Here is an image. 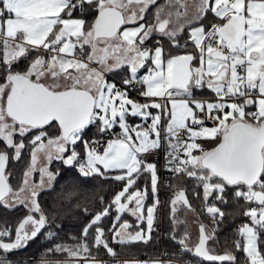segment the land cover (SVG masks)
Masks as SVG:
<instances>
[{"label": "snow or ice", "instance_id": "snow-or-ice-1", "mask_svg": "<svg viewBox=\"0 0 264 264\" xmlns=\"http://www.w3.org/2000/svg\"><path fill=\"white\" fill-rule=\"evenodd\" d=\"M157 151L167 171L195 185V205L186 188L168 185L177 254L264 264V0H0V206L24 210L14 224L0 223V264L40 236L56 237V208L42 203L63 179L54 161L70 176L63 198L85 213L91 178L122 187L75 244H54L38 264H178L120 261L112 246L153 238L160 177L146 156ZM25 152L14 188L9 161ZM143 176L149 183L137 187ZM230 202L247 218L232 241L240 260L208 246ZM189 214L198 224L194 244ZM101 249L111 262L97 258ZM56 254L65 258H48Z\"/></svg>", "mask_w": 264, "mask_h": 264}, {"label": "trees", "instance_id": "trees-1", "mask_svg": "<svg viewBox=\"0 0 264 264\" xmlns=\"http://www.w3.org/2000/svg\"><path fill=\"white\" fill-rule=\"evenodd\" d=\"M209 95L208 93H205ZM95 133L93 128L89 132V136H92ZM51 134V133H50ZM79 150V149H78ZM29 162V156L27 152L22 154V159L20 161H15L10 159L8 170L11 171L12 175L10 177V183L12 186L18 187L21 180L24 169L27 167ZM158 166V171L160 172V166ZM53 169H60L61 177L59 179V185L55 190L51 191L49 195L42 197V203L45 206H55L58 213L55 224L58 226L53 231L56 232V237L50 242L44 239L43 236L38 237L34 241L29 242V245L21 250H18L14 253L8 255V259L12 261V264H38V261L41 259L42 255L45 253L46 249L53 246L57 243L64 244H75L77 240H74L73 237L79 238L81 230L84 225L88 222L91 217V214L95 211L100 210L104 205L110 202L111 198L117 193L121 187L122 182L115 181L111 178L101 179L100 177H93L89 180L86 185L87 190L94 196V199L91 201H85L82 207H87L88 212H83L82 208L72 207V204H75V200L71 204L63 198V190H67L70 187L69 180L70 176L66 166H62L59 161H54L52 164ZM146 183H149L146 176L141 177L137 181V187L143 188ZM170 184H179L181 187L187 189V195L189 200L195 205L198 201L193 196V191L195 188L194 182L188 179L179 180L173 174L167 176V184L164 187H161V180L158 187V197L160 200V206L156 212V224L154 225L155 231L152 233V240L148 244L136 243L131 245H117L112 244L116 249L118 255L117 260L124 258H159L164 256L169 259H182V260H191L197 261L200 264H214V262L203 261L199 259H194L190 254H177V245L176 242L170 239L171 224L169 220V201L172 197V189L168 186ZM162 195V196H161ZM104 198V203L100 202V198ZM152 201V195L149 193L146 204ZM243 203L242 201L240 202ZM224 210L228 214L226 216L224 224L217 230V236L215 241H209V248L214 251V253H223L225 250L233 251L237 256L238 260L242 259L243 253L236 252L232 246V241L236 239V226H239L242 222H246L247 218L242 216L243 208L239 207L235 202H230L228 205L224 206ZM24 215L23 209H5L3 206H0V223L7 221L9 224H14L18 218ZM190 215V214H189ZM115 216L113 211L111 216L106 218L104 221L105 229L112 224ZM188 217V216H187ZM184 216H181V219H184ZM130 219L133 224L131 231L136 230L135 228V218L126 213L125 218L122 216V220ZM199 220L204 224L211 226V221L207 216L201 215ZM188 231L191 235V243L194 241L195 237V228H192L188 224ZM140 227H145L141 225ZM194 244V243H193ZM93 254H96L93 250ZM49 259H64L65 257L56 254L55 256H49ZM98 259L106 260L111 262L112 258L108 256L103 249L100 250L97 255Z\"/></svg>", "mask_w": 264, "mask_h": 264}, {"label": "built area", "instance_id": "built-area-1", "mask_svg": "<svg viewBox=\"0 0 264 264\" xmlns=\"http://www.w3.org/2000/svg\"><path fill=\"white\" fill-rule=\"evenodd\" d=\"M165 156H166V154L164 151H157L153 154L146 156V159L148 161H151V162L154 161L155 163H157V165L160 166L159 176H160V180H161V187H164L167 184V176L172 174L165 169V163H166ZM237 227L238 226H236L235 229H237ZM149 259H155V258H152V257L144 258V260H149ZM159 259L168 260L169 258L161 256V257H159ZM175 261H177V260H175ZM178 262H180V261H178ZM181 264H200V263L197 261L186 260L185 262H181Z\"/></svg>", "mask_w": 264, "mask_h": 264}, {"label": "rangeland", "instance_id": "rangeland-1", "mask_svg": "<svg viewBox=\"0 0 264 264\" xmlns=\"http://www.w3.org/2000/svg\"><path fill=\"white\" fill-rule=\"evenodd\" d=\"M132 122H139L138 120H135V121H132ZM152 162H154V161H152ZM41 163H43V158H41ZM158 167V166H157ZM158 174H159V171H158ZM160 177V176H159ZM35 179H39V173H36L35 174V177H34ZM151 203H152V201L151 202H149L148 204H146V202H145V204H146V206H149V205H151ZM125 216H126V214H124L123 215V217L125 218ZM127 221L129 222V223H132V221L130 220V219H127ZM187 221H188V224L190 225V226H192V228H195V237L196 238H194V241H192L193 243H195L196 242V240H197V237H198V224H197V222H196V217H193L191 214L190 215H188V217H187ZM134 223H136L135 221H133ZM137 230V229H136ZM135 231V230H134ZM132 259H135V258H132ZM144 259V258H143ZM156 259V258H155ZM173 260H175V259H173ZM178 261H180V262H178ZM177 262H178V264H181V262H185V260H182V259H177Z\"/></svg>", "mask_w": 264, "mask_h": 264}, {"label": "crops", "instance_id": "crops-1", "mask_svg": "<svg viewBox=\"0 0 264 264\" xmlns=\"http://www.w3.org/2000/svg\"><path fill=\"white\" fill-rule=\"evenodd\" d=\"M108 78H109L110 80L113 79L112 76H109ZM132 96H133L134 98L139 99V97H137L135 93H132ZM133 121H135V119H134ZM130 231H131V230H130ZM119 260H120V261H124V260H129V261H130V260H140V261H144L143 258H135V259H132V258H130V259H129V258H127V259L121 258V259H119Z\"/></svg>", "mask_w": 264, "mask_h": 264}, {"label": "water", "instance_id": "water-1", "mask_svg": "<svg viewBox=\"0 0 264 264\" xmlns=\"http://www.w3.org/2000/svg\"><path fill=\"white\" fill-rule=\"evenodd\" d=\"M215 254H222V253H215Z\"/></svg>", "mask_w": 264, "mask_h": 264}]
</instances>
